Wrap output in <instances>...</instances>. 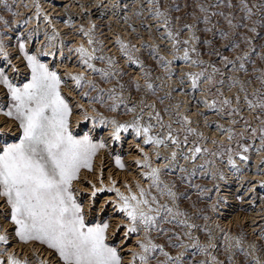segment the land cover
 I'll use <instances>...</instances> for the list:
<instances>
[{
	"label": "snow or ice",
	"instance_id": "obj_1",
	"mask_svg": "<svg viewBox=\"0 0 264 264\" xmlns=\"http://www.w3.org/2000/svg\"><path fill=\"white\" fill-rule=\"evenodd\" d=\"M0 6V11L12 17L17 15L9 0H0ZM32 7L35 11L28 19L39 20L43 15L51 24L37 0H33ZM181 7L172 0H164L163 4L162 0H140L133 13L137 18L142 14L151 17L155 31L160 33L158 39L170 45L141 43L142 48L149 50L156 67L163 69V76L169 82L168 92L156 100L163 104L165 98H171L172 92L184 93L187 83L189 92L185 94L190 93L196 104L214 114V118L209 119L205 112H196L197 117H204V128L214 129L211 136L201 130L199 120L196 121L198 126H193L192 118L178 110L179 101L176 105H165L161 112L154 101L145 102L143 96L135 101L130 99L133 89L140 92L143 87L145 92L155 94L164 81L158 75L156 80L161 84L153 82L152 69L136 55V45L118 34L114 43L119 46V52L127 64L139 68L144 80L142 86L138 79L129 77L128 92L120 81L124 70L117 67L115 56L103 52L104 41L96 38V25L91 20L87 28L81 24L76 29L77 35L86 38V44L80 42L69 48V52L76 53L77 62L85 71L65 73L62 78L56 68L40 58L42 55L55 56L60 33L53 27L52 33L46 32L45 40L36 43L33 51L29 44L38 37L39 24L35 30L16 32L15 44H12L10 39H5L10 33L3 29L15 28L27 20L10 22L0 15V64L3 65L0 66L3 95L0 114L15 121L18 127V139L0 143V202L8 213L5 218L14 225V236L25 244L46 246L52 253L49 257L52 264H125L121 249L133 235L137 239L126 264H225L214 254L218 247L224 248L227 264H264V249L257 255L255 243L246 247L241 237L230 236L223 230L224 241L217 245L212 229L196 223L200 212L190 214L181 207V201L190 200V190H196L199 197L206 195L205 186L194 183L195 180L225 178L218 161L226 160L230 168L239 172L236 157L247 163L249 151L254 148L264 151V67H256L257 60L253 59L255 56L264 63V0H251V3L249 0H196L194 11L173 16V12L180 13ZM183 7H189L187 0ZM124 19L127 22L129 17ZM141 26L147 27L149 35L152 34V26L144 19H141ZM185 30L187 36L182 38ZM217 37L222 41L219 45L214 42ZM257 40L259 44L254 43ZM241 44L244 45L242 50ZM65 46L61 40V53ZM9 47L14 52H10ZM162 50L169 55H163ZM225 51L234 55L230 58L223 54ZM16 52L25 68L23 82L13 79L21 75L20 67L11 58ZM205 56L213 59H205ZM96 60L102 61L104 66L97 67ZM177 62L187 65L178 69L179 75L174 68ZM249 64L253 65V76L247 75ZM89 71L98 74L105 84L111 80L116 83L102 88L87 75ZM234 73L245 76L241 78ZM68 78L74 91L84 89L80 98L86 97L91 107L93 115L89 116L83 105H75L82 119H91L93 127L97 124L108 127L107 138L97 139L92 130L82 135L74 134L70 120L73 104L61 89ZM173 78L176 85L171 83ZM225 86L228 95H225ZM233 88L236 89L234 93L231 92ZM197 91L201 93L198 98L195 97ZM92 92L94 95H90ZM94 104L116 115L105 116L92 106ZM121 106L123 114H131L128 119L117 118ZM225 119L227 122H222ZM129 130L134 138L140 139L136 147L141 157L134 163L141 168L139 176L147 184L136 181L133 190L126 183V191L122 192L111 176L107 186L102 176H98L100 188L92 184L88 198L91 208L92 197L98 191L107 187L115 192L113 204L123 214L122 221L116 224L117 230L123 227L117 244L109 240V220L95 223L86 220L85 205L78 199L73 182L80 181L81 170L93 171L94 158L101 149L108 147L109 139L118 142L121 133ZM141 145L151 146L150 151H145ZM114 161L117 167L125 168L120 154L114 156ZM258 163H264V157ZM214 187L219 191L218 185ZM191 206L195 208V204ZM211 207L215 210V205ZM203 219L206 221L207 215ZM260 237L264 239V232ZM8 243L9 235L0 231V264H29L27 257L21 259L14 251H8L4 247ZM237 253L243 254L242 261L234 260ZM39 264H48V261L42 260Z\"/></svg>",
	"mask_w": 264,
	"mask_h": 264
},
{
	"label": "bare ground",
	"instance_id": "obj_2",
	"mask_svg": "<svg viewBox=\"0 0 264 264\" xmlns=\"http://www.w3.org/2000/svg\"><path fill=\"white\" fill-rule=\"evenodd\" d=\"M31 1L32 0H24V1L21 0L20 5L22 4V2H25V4H22V6L19 7V9H18L20 11V13L18 15L19 20L27 19V21H28V23L25 25L26 26L25 28H23L24 25L22 26L21 32H27L29 29L35 30L37 24H39V35H38V37L39 38L41 37L43 41L45 40V33L47 32V33L51 34L53 31V27L55 28V30L57 32L60 33V36L56 41L55 56L54 57L48 56L49 57L48 61H49V64L51 65L52 62L55 61V59H56V63H55L57 65L56 67H58V69L62 72V76H64L65 73L85 71V69H83L82 66L79 65V63L77 62L76 53L69 52V48L72 47L69 45V43H68L69 46L65 43V45H67V47L65 46L63 48V50L68 49L67 51L61 53V49H60V41L66 40V39L64 40V37H65L64 35L61 36L63 33L62 32L63 29L67 28L65 30V31H67L68 28L72 27V26H70V24L68 25L70 27H67V24H65L64 21L65 20H71L72 17H74V19L72 21L76 20L75 24H78L80 22V20H82V21H84L83 25L85 24V26L87 25V27H88L89 20H91L92 22H94L96 20L97 21H100V20L104 21V18H106V16H108V19L110 18L109 20H112L114 22V26H113V30L111 29V30H108L106 33L101 34V38L104 41V46H105V48L108 47L107 53L115 51L112 54V56L116 57V60H118V63H120L121 66L122 65H124V66L129 65V64L127 65L125 58H122L123 55L119 52L118 49H116L115 43L113 41V39L116 37L117 34L122 39H125V40H127L126 35H128V33L125 30V27L123 25H124V22H126L124 17L125 16L129 17L130 12L122 16V14H124V13H122V11H121L122 8L120 6H124L126 4H122L123 2L121 0H91V1L89 0L88 3H85V4L81 3L80 6H78L77 3L76 4H74L72 2L70 3V2H68V0H55V2L51 1V0L37 1L40 4L41 9L43 10V13H46L50 17V19H51L50 25L44 20L43 15H41L39 17V20L28 19V17H30L32 15V13L35 11V8L31 7L32 3H33ZM63 1H64V3L67 2L68 4L64 6L62 3ZM79 2H81V1H79ZM82 2H84V1H82ZM115 2H118L117 4H119V7H116L115 4L113 5V3H115ZM61 3L63 6H61ZM136 3H137V1H136ZM24 5H28V6L26 7ZM68 5H70V7H66ZM114 7L117 8L116 11H115ZM90 8H92L91 11L93 9H99V10H97V12L93 13V15H92V14H90L92 12L89 11ZM104 10L106 11V13H104V12L100 13L101 11H104ZM94 15H96V16L93 17ZM64 16H65V18H64ZM62 19L64 21L60 23V21ZM104 23L105 22H103V24ZM71 25H72V23H71ZM73 25H74V22H73ZM117 25H119L120 27L117 28ZM61 26H63V29ZM77 27H78V25H77ZM114 28H116V29H114ZM75 30H76V28H75ZM70 31H73V30H70ZM120 32H122V33H120ZM14 33L15 32H13L12 35H14ZM71 34H72V39L75 40L72 42H74L75 45L77 43H80V42H84L86 44V38L82 34L77 35V36L74 35L76 33L72 32ZM102 35H107V36L102 37ZM159 35H160L159 32L155 33V37L151 39V43L164 44L166 47H170V45H168L167 41H161L158 39ZM38 37L34 38V41L32 43H30V45H32L33 49H35L36 43L41 42V40ZM67 38H69V37H67ZM6 39H10L12 41V37L11 38L6 37ZM133 40H136V42H135L136 46L140 45V39L133 38ZM74 44H72V45H74ZM10 49H11V47H10ZM162 54L165 56L169 55L167 51H163V50H162ZM61 56H63V58H61ZM16 57H17V55H16ZM16 57H13L12 62L16 63L20 67V70H22V64L20 63V60ZM0 59H2V58H0ZM129 66H132V65H129ZM180 67H187V65H184L183 62H178V64L174 65V68L177 69L178 75H179L178 69ZM129 70L132 71L133 78L138 79L143 86L144 81H143L142 77L139 75V71L132 70L131 67H129ZM9 74H11V72ZM87 75L90 77L92 75V73L89 71V72H87ZM161 78L164 81V84L161 87L164 89L165 92H168V90H169L168 89V83H169L168 79H167V77H166V79H164V76H161ZM159 82L161 84L160 80H159ZM171 83L173 85H176L177 82H176L175 78H173ZM184 87H185L184 93L180 92L179 90L172 92L171 98H168V100H169L168 105H176V102L179 101L180 103H179L178 110L184 111L185 114L189 115L192 118L193 126H198L196 124V121L199 120V126L201 127V130L205 131L209 136L213 135L214 129L212 131H209V129L204 128V126H203L204 117H197L196 112H197V110L205 112V116H207L209 119H213L214 115L211 112H207L203 108L202 105L196 104L192 95H186L185 94V93L189 92L187 83H185ZM66 88L69 89L67 92L68 95H66L70 98L69 100H71V102L75 105L82 104L84 106V108L89 113H91V108L89 107L88 102L87 101L83 102V100L79 99L80 96L77 94L75 95V93L73 92L74 91L73 90L74 85H73L70 78L67 79V83H66V86L64 87V89H66ZM224 91H225V95L229 94V90L226 91V88L224 89ZM235 91H236L235 88L231 89L232 93H234ZM142 94H143V97L147 101L150 100L148 97H146L147 94H144V92ZM200 95H201V93L198 91L195 93V97H197V98ZM150 101H154L156 104L158 103V101L154 100V99H151ZM2 102H3V95H2V89H0V103H2ZM73 110L77 111L78 109H76V107L74 106ZM145 111H147V109ZM245 114L247 115L248 113H245ZM80 116H82V114H78L76 112H75V114H73V118H72V122L74 123L73 126H79L80 125L79 124L80 122L77 121V120L81 121ZM167 118L168 117L166 116L165 119H167ZM223 122L226 123L227 121L224 120ZM90 124H91V120H90ZM88 129L92 130V127L89 126ZM17 132H18V129H17L16 123L13 120H11V119L5 117L4 115L0 114V143H2L5 140L6 141L10 140L11 138H13L17 134ZM108 132H109V128L105 126L103 133H102V136L107 138ZM218 138L223 139V137H220V136H218ZM137 141H139V139L134 138L133 135H130V136L127 135V137H126L125 133H121V140L118 142H114V141H111L109 139L108 145L112 146V148H113L110 151L111 154L118 151V150H121V152H123L125 154L124 162L127 165V167L129 168L128 171H124V172L123 171L122 172L117 171L116 172L115 166H113L112 162H110V159H109L110 153L108 150L109 147H107L105 150L101 149L99 151V153L97 154V156L95 157L94 166H93V168H94L93 172L94 173H86L83 171L82 172L83 174H81L82 177L80 178V181L75 183V186H76L75 190L78 192V197L81 198L84 202L86 215L88 217H95L96 216V218H98L100 220L102 218V216L105 213H107L109 216V221H110V227L108 229L109 237L114 236L113 233H115V237H116L118 243L120 242V239L122 236V234H120V232L123 233V229H121L123 227L120 228L121 230L118 229L120 231L119 232L116 229V224L120 223L122 221L123 214L120 213L115 208V206L113 204V201L116 199L115 192L109 191L107 187H105L103 191H98L96 193V195L94 197H92L93 204H92L91 208H89L88 198L91 196V193H92V184H95L97 189L100 188V181L97 179L98 176H102V179H103L105 186H107L109 184L108 177L111 176V178L113 180L117 181L115 186L117 188H119L122 192L126 191V188H125L126 183L129 184L130 186H132L133 190H135V182L136 181H139L141 184H145V185L147 184V181L141 179L139 176L141 169L135 168L136 164L134 163V161L138 158L137 157L138 155H141L139 152V149L136 147V145L139 143ZM122 144H124V146H125L124 150L121 147ZM150 147L151 146H148L145 149V151H150ZM161 151L163 152L164 149H161ZM248 156H249V160L247 163L242 161L239 157H236V166L240 169L239 172H237L235 169L230 168L227 164L224 165V177H225L224 179H229V180H226L227 181L226 183L229 184L228 186L225 184L224 181H221V183H223V185H222L224 188L223 191L225 192V194H223V197H224V199H226V201L222 202L221 210H218V212L215 213V215L213 216L214 221L211 224V226L209 225L210 228L212 229L213 233H214L216 243L218 242L219 237L222 234L221 228L227 229V233L230 236H238L236 233H232L230 230L232 229V227H237V225H242V226L245 225V226H243V228L245 227V230H247L248 233L250 232V234H251L253 232V230L257 229V226H256V224L254 225L250 222L259 220L258 216L263 215L259 211V207H260L259 205L260 204L256 205L257 202H255L254 197L257 196L258 194H261V193H263L261 195H264V163H258L260 161L261 157H264V151H258L254 148L253 150L248 152ZM154 163L158 164L160 162L154 160ZM136 169H138V170L136 171ZM88 181H91V183H88ZM230 184H231V187H230ZM248 184L250 187L248 186ZM244 186H246V188H248L247 192L245 191L246 189L242 190V188H244ZM219 188H220V186H219ZM260 189H262V190H260ZM250 193H252L253 195ZM232 194H241L242 199H243L242 202H238L236 200V198H233ZM105 201H107V204H104ZM236 204H239L244 209L248 210V213L238 211ZM7 214L8 213H7L6 208L2 205V202H0V231H4L9 235V243L7 245H5L4 247H6L8 249V251H14L21 259H24L25 257H27L28 261H30L29 264H31L32 260H34V262H33L34 264H39V261H42V260H47L48 264H52V261L49 259V257L52 255V253L48 249H45L44 246L39 245L37 243H32V242H29L27 244L22 243L14 236L13 233H10L12 225L9 222H6L5 216ZM217 225H219V227H217ZM115 237H114V239H115ZM238 237L242 238L246 247L251 243H255L257 245V242L254 241V239L253 240L246 239V238H243L242 236H238ZM136 239H137V237L135 236L133 239H131V241L127 242L128 244L125 247H123L121 249V252L123 254V258L125 260V264H126L127 260L130 258V249L135 247L133 242ZM112 240H113V238H112ZM257 249H258L257 255H260V251H259L258 246H257ZM237 254H235V256H234V260H236V261H237ZM4 255H6V254H4ZM36 258H38V259H36Z\"/></svg>",
	"mask_w": 264,
	"mask_h": 264
},
{
	"label": "rangeland",
	"instance_id": "obj_3",
	"mask_svg": "<svg viewBox=\"0 0 264 264\" xmlns=\"http://www.w3.org/2000/svg\"><path fill=\"white\" fill-rule=\"evenodd\" d=\"M12 1H15V2H11L10 0H9V3H12V6H13V8L16 10V12H17V15L15 16V17H12L11 16V14L10 13H7L6 11H0V15H4L6 18H8L9 19V21L10 22H12L13 20H15V21H20L19 20V16H18V12H20L18 9H19V7H21L22 6V4H25V2H22V4L20 5V3H21V0H17V2H16V0H12ZM22 1H24V0H22ZM37 1H40V0H37ZM51 1H54L55 2V0H51ZM76 1V2H75ZM79 1H81V2H78ZM82 1H84V2H82ZM88 1L89 0H68V2H72V3H74V4H78V6H80V4L82 3V4H85V3H88ZM91 1V0H90ZM123 3L122 4H126V5H124V6H120L121 8H122V13H124V14H122V16L123 15H125V14H127V13H129V20L127 21V22H124V27H125V30L127 31V33H128V35H126V37H127V41L128 42H130L131 44H134V45H136L135 44V42H136V40H133V38H136V39H140V45H138V46H136V48L138 49V51H137V53H136V55H139V57H140V59H142V60H144V62H145V64L146 65H148V66H150L151 67V69H152V77H151V79L153 80V82L154 83H156V84H158V85H160V82H159V80H156V77L159 75V76H163V69H161V68H158V67H156V64H155V61L154 60H152L151 59V57L149 56V54H148V49L147 48H142L141 47V43L143 42L144 44H150L151 43V39L152 38H154L155 37V33H157L156 31H155V22L153 21V19L151 18V17H147L146 16V14H142V16H141V18H137L135 15H134V13H133V9L135 8V7H137L138 6V4L140 3V0H136L137 1V3H136V1L135 0H121ZM126 1V2H125ZM31 2H33V0L31 1ZM163 2H164V0H162V4H163ZM172 2H176V3H179L182 7H181V9H180V13H176V12H173L172 14H173V16H176V15H181L182 13H184L185 11H188V12H191V11H194L195 9L193 8V5L196 3V0H187V3H188V5H189V7L187 8V9H185L184 7H183V4L186 2V0H172ZM249 2L251 3V0H249ZM63 3V5L65 6V5H67L68 3L66 2V3H64V1L62 2ZM62 3H61V6H63L62 5ZM117 3L118 2H115V3H113V5L115 4V5H117ZM33 4V3H32ZM19 5V6H18ZM98 6V5H97ZM0 7H2V6H0ZM32 7V6H31ZM66 7H70V5H68V6H66ZM115 8V11L117 10V8L116 7H114ZM145 8H147V4L145 3ZM91 9L92 8H90L89 9V11H91ZM105 9V8H104ZM97 10H99V9H93L91 12L92 13H90V14H92L93 15V13H96L97 12ZM127 10V11H126ZM132 10V11H131ZM106 13V11L104 10V11H101L100 13ZM64 13V12H63ZM62 13V14H63ZM18 16V17H17ZM96 15H94L93 17H95ZM106 16V15H105ZM64 18H65V16H64ZM63 18V19H64ZM101 18V17H100ZM61 20L60 21V23L61 22H63L64 20ZM74 19V17H72V19L70 20L71 21V23H72V25H71V23H70V26H72L71 28H68V30L70 29V30H73V31H65L67 28H65V29H63V26H61L62 27V29H63V33H62V35L61 36H65L64 37V40L66 41H64L67 45H68V43H69V45L70 46H72V47H74L75 46V44H74V42H72V41H75L74 39H72V32L73 33H76V30H75V28L77 29L81 24H83L84 23V21H82V20H80V22L78 23V24H75V22H76V20L75 21H72ZM110 19V18H109ZM108 19V16H106V18H104V21L103 20H100V21H94L93 23L96 25V32H95V35H96V38L97 39H99V40H102V38H101V34L102 33H106L108 30H113V26H114V22L112 21V20H109ZM141 19H144L145 20V22L148 24V25H150V26H152V34L151 35H149V31H148V28L147 27H142L141 26ZM186 19H190V17H187ZM23 20H27V19H23ZM73 22H74V25H73ZM98 22V23H97ZM103 22H105L104 24H103ZM27 23H28V21H27ZM27 23H25V25L27 24ZM129 24H131V25H133V27L135 28V31H133V27H129ZM69 24H67V27H70V26H68ZM77 25H78V27H77ZM175 25H176V22H175V20H173V27H175ZM26 26H24L23 28H25ZM74 27V28H73ZM84 27L85 28H87V25L85 26V24H84ZM120 26L119 25H117V28H119ZM20 28L21 27H19V26H17V27H15V28H12V29H9V28H4L3 29V31L4 32H7V33H10V36H6V37H12V41L11 42H13L12 44H15V39H14V36H15V33L16 32H21V30H20ZM138 28V29H137ZM114 29H116V28H114ZM9 30V31H8ZM101 31V32H100ZM241 31H246L245 29H241ZM13 32H15L14 33V35H12L13 34ZM120 33H122V32H120ZM198 35H200V33H197ZM249 35H251V33H248ZM68 35V36H67ZM71 35V36H70ZM74 35H76L77 36V34H74ZM99 35V36H98ZM209 36H211V33H209L208 34ZM104 36H107V35H102V37H104ZM181 36H182V38L183 37H185V36H187V31L185 30V31H183L182 33H181ZM6 37H5V39H6ZM67 37H69V38H67ZM74 38V37H73ZM69 40V41H68ZM113 41H115V38L113 39ZM214 42L217 44V45H219L220 43H222V41L217 37V38H215V40H214ZM254 43H256V44H259V41L257 40V41H254ZM72 44H74V45H72ZM152 44V43H151ZM67 45H66V47H67ZM68 45V46H69ZM115 46H116V49H118L119 50V46L118 45H116L115 44ZM243 47H244V45L243 44H241V50L243 49ZM29 48H31L33 51L35 50V49H33V47H32V45H30L29 44ZM9 49H10V47H9ZM8 49V50H9ZM12 49V48H11ZM68 49H65V50H62V52H65V51H67ZM103 52L105 53V54H113L114 52H109V53H107V51H108V47L107 48H105V46L103 47ZM260 49L259 48H257V51H259ZM99 54V53H98ZM224 55H228L230 58H231V56L232 55H234V53H230V52H227V51H225L224 53H223ZM18 54H17V57H16V55H12V60H13V57H16V58H18ZM42 60H45V62H47V63H49V61H48V56L46 57V56H44V55H42L41 57H40ZM122 58H124V57H122ZM205 59H213L212 57H209V56H205L204 57ZM253 59H256L257 60V64H256V67H264V63H261L260 61H259V59L257 58V57H255V56H253ZM117 61V67H119V68H122L123 70H124V72H125V75H123V76H121L120 77V81L122 82V83H124L125 84V92H128V89H129V77H131L132 79H134L133 78V74H132V71H130L129 70V67H131L132 68V70H137V71H139V68L137 67V66H135V65H132V66H129L128 64V66H124V65H122L121 66V64L120 63H118V60H116ZM56 63V59H55V61H53L52 62V64H51V67H53V68H55L57 65L55 64ZM94 63L96 64V66L97 67H103L104 66V64H103V62L102 61H99V60H96V61H94ZM216 63H217V65L219 66V60L217 59L216 60ZM177 64H178V62H177ZM53 65V66H52ZM124 66V67H123ZM247 67H248V69H249V71H248V73H247V75L248 76H253V73H252V71H251V69H252V67H253V65H251V64H249V65H247ZM57 70L59 71V73L61 74V77L63 78L64 76H62V72L57 68ZM176 75H178V72L176 71ZM235 75H239L241 78H244V76H245V74L244 73H234ZM92 79H94V80H96L97 81V83L100 85V87H102V88H106V87H109L110 85H112V84H115L116 83V80H111V81H109L107 84H105L104 82H102L101 80H100V77H99V75L98 74H96V75H91L90 76ZM143 79V78H142ZM164 79H166V77H164ZM144 81V80H143ZM253 82H255V80L253 79ZM142 85V84H141ZM66 86V84H64V85H61V89H62V92H63V94L66 96V95H68L67 94V92H68V90L69 89H64V87ZM217 87H219V86H217ZM82 91H84V89L83 88H81V89H79L78 91H73L74 93H75V95L77 94V95H79L80 96V92H82ZM117 91H119V89H117ZM144 92V94H147V96L146 97H148L150 100L151 99H154V100H156V97H158V96H163L166 92L164 91V89L161 87V88H159L156 92H155V94H151V93H147V92H145L144 90H143V87H142V89H141V91L140 92H136L134 89L132 90V95H131V97H130V99L131 100H133V101H135V100H138L141 96H143V93ZM188 93V92H187ZM90 95H94V92H92V93H90ZM187 95H191L190 93L189 94H187ZM66 98H68V99H70L68 96H66ZM80 100H83V102L84 101H87L88 102V99L85 97V98H83V99H81V98H79ZM145 99V98H144ZM149 100V101H150ZM70 102H71V100H69ZM158 101V100H157ZM168 98H165L164 99V101H163V104H161L160 103V101H158V103L156 104V106H157V108L159 109V110H161V112L163 111V107L165 106V105H168ZM82 102V103H83ZM145 102H148L146 99H145ZM72 103V102H71ZM77 103V102H76ZM73 104V103H72ZM80 105H82V104H80ZM88 105H89V103H88ZM74 106H75V104H73V109H74ZM93 107H96L97 108V110L98 111H100V112H102L105 116H112V115H116V113H113V112H110V111H108V110H106L105 108H103V107H101L100 105H98V104H94V105H92ZM90 107V106H89ZM91 108V107H90ZM85 109V108H84ZM86 110V109H85ZM75 110H73V112H72V115H71V117H70V120H71V122H72V119L71 118H73V114H75V112L76 113H80L81 114V112H79V110H77V111H75ZM120 111H121V114L120 115H118L117 116V118L118 119H121V120H125V119H128L129 117H130V113L129 114H127V115H125V114H123V106H121V109H120ZM88 114H89V116H91V115H93V113L91 112V113H89L88 112ZM213 114V113H212ZM3 115V114H2ZM214 115V114H213ZM246 115V114H245ZM5 116V115H4ZM6 117V116H5ZM80 117H82V116H80ZM8 118V117H7ZM165 118H166V116H165ZM10 119V118H9ZM91 120V119H90ZM226 120V119H225ZM15 122V121H14ZM223 122V121H222ZM16 123V122H15ZM88 124H89V120H84V119H82V123H81V125H80V128L79 129H77L76 131H73L74 132V134H76V135H82L84 132H86V131H88L89 129H87L86 130V126H88ZM91 124H92V121H91ZM91 124L89 125V126H91ZM88 126V127H89ZM100 128H102V127H100ZM17 129H18V127H17ZM103 129V128H102ZM101 129V130H102ZM101 130H99V134H101ZM104 130V129H103ZM18 133V132H17ZM95 135V137L98 139V138H100L101 136L100 135ZM126 134V137H127V135L128 136H130V135H132V133H131V130L129 131V132H127V133H125ZM13 139H18V135L16 134L13 138H11L10 140H7L8 142H12V140ZM257 140H259V139H257ZM257 140L255 141V143H257V144H259L260 142L258 141L257 142ZM137 142H139L140 143V139H139V141H137ZM246 142H248V143H251V141H246ZM122 145H124V144H122ZM121 145V146H122ZM142 146V145H141ZM145 147V149L148 147V146H144ZM106 148H104L103 150H105ZM121 149V148H120ZM123 149H125V146H123ZM116 154H120L121 156H122V159H123V162H124V159H125V154L123 153V152H121V150H118V151H116V152H114V153H112V154H109V159H110V162H112V165L113 166H115V168H116V172L118 171V172H124V171H128L129 170V168L127 167V165L125 164V162H124V164H125V168H119V167H117L116 166V164H115V161H114V156L116 155ZM141 157V155H138L137 157L138 158H140ZM95 159V158H94ZM227 164V161L225 160V161H223V162H220V161H218V166H219V168H220V170L221 171H223V173H224V165H226ZM93 166H94V164H93ZM135 168H140V167H138L137 165L135 166ZM141 169V168H140ZM106 170V169H105ZM104 170V171H105ZM138 169H136V171H137ZM86 172V173H94L93 171H94V168H93V171H88V170H81V174H83L82 172ZM80 174V176L82 177V175ZM226 180H229V179H223V180H221V179H219L218 177L216 178V179H197V180H195L194 181V183H197V184H202V185H204L205 186V190H206V195L204 196V197H199L198 196V194H197V191L196 190H190V200H188V199H186V200H183V201H181V207H183V208H186L187 210H188V212L191 214L192 212H196V211H199L200 212V218L199 219H197L196 220V223H198V224H200V225H207L209 228H210V226H211V224L213 223V221H214V218H213V216L215 215V213H217L218 212V210H221V207H222V202H224V201H226V199H224V197H223V194H225V192L223 191L224 190V188H223V183H221V181H224L225 182V184L228 186L229 184H227L226 182ZM251 181V180H250ZM249 181V182H250ZM76 182H78V181H74L73 182V188H74V190L76 189V186H75V183ZM221 183V184H220ZM214 185H219L220 186V188H219V191H217L216 190V188L214 187ZM248 186H249V184H248ZM183 187H185L184 185H181V188H183ZM230 187H231V184H230ZM250 187V186H249ZM245 188V187H244ZM246 189V188H245ZM263 189V188H262ZM262 189H260V190H262ZM210 190V191H209ZM242 190H243V188H242ZM247 190H248V188H247ZM247 190H245V191H247ZM250 194H252V193H250ZM253 195V194H252ZM232 196H233V198H236V200L238 201V202H240L239 201V196L237 195V194H232ZM237 196H238V198H237ZM258 196H264V195H261V194H258L257 196H255V197H258ZM254 197V198H255ZM78 199L80 200V202H82L83 204H84V202H83V200L81 199V198H79L78 197ZM256 199V198H255ZM254 199V200H255ZM241 200H243L242 198H241ZM255 202H259V211L262 213V214H264V212L262 211V209H264V202L263 201H255ZM192 204H195V208H193L191 205ZM211 205H215V210H213V208L211 207ZM237 205V210L239 211L240 210V212H244V213H248V210H244V208L242 207V206H240L239 204H236ZM204 215H207V217H208V219L205 221L204 219H203V216ZM105 219H107V220H109V216H108V214L107 213H105L103 216H102V218L100 219V221L102 222L103 220H105ZM263 219V218H262ZM86 220H88V222H91V223H95L97 220H99L98 218H96V216L95 217H88L87 215H86ZM6 222H9L11 225H12V227H11V231H10V233H13L14 234V225L11 223V221H10V219H6ZM110 222V221H109ZM210 225V226H209ZM243 226H245V225H243ZM242 226V227H243ZM257 226V225H256ZM238 227V226H237ZM235 227H232V229L230 230L232 233H236L237 235L238 234H240V235H243V236H245L244 238H246V239H248L249 238V236H246L245 235V233H243V231H241V229L240 228H238L237 230H236V232H235V230H233ZM121 229H123V228H121ZM120 229V230H121ZM244 229H245V227H244ZM223 230V232H226L227 233V229H225V228H221V231ZM119 231V230H118ZM120 232V231H119ZM248 232V231H247ZM120 234H122L121 232H120ZM200 234V236H201V239H203L204 238V234L201 232V233H199ZM249 234H250V232H249ZM136 235H133V236H131L130 238L131 239H133L134 237H135ZM239 236V235H238ZM242 236V237H243ZM114 237H115V235L114 236H110L109 237V240L111 241V242H113V243H117L118 244V242H117V239H116V237H115V239H114ZM137 237V236H136ZM111 238V239H110ZM112 238H113V240H112ZM18 239V238H17ZM131 239H129V241H131ZM249 239H251V238H249ZM251 240H253V239H251ZM128 241V242H129ZM224 241V237H223V233L221 234V236L219 237V240H218V242H217V245H219L221 242H223ZM254 241H256V240H254ZM21 242V241H20ZM257 246L259 247V251L261 250V249H264V240H259V239H257ZM23 243V242H22ZM38 244V243H37ZM128 244V243H127ZM44 248L45 249H47L46 248V246H44ZM50 251V250H49ZM214 254L215 255H217L218 256V258L219 259H221V260H223L224 262H225V264H227V254L225 253V250H224V248H221V247H218L216 250H214ZM123 255V254H122ZM193 258H198V257H193ZM36 259H38V258H36ZM242 261L243 260V254L242 253H238L237 254V261ZM30 262V261H29ZM34 262V260H32L31 261V264H34L33 263Z\"/></svg>",
	"mask_w": 264,
	"mask_h": 264
},
{
	"label": "built area",
	"instance_id": "obj_4",
	"mask_svg": "<svg viewBox=\"0 0 264 264\" xmlns=\"http://www.w3.org/2000/svg\"><path fill=\"white\" fill-rule=\"evenodd\" d=\"M11 2H14V1H12V0H10ZM16 2H17V0H16ZM19 13L20 12H18V15H19ZM25 26V24H22V25H19V27H21L20 28V30L22 29V26ZM68 36V35H67ZM39 38V37H38ZM40 40H41V42L43 41L42 40V38L40 37L39 38ZM11 43H13V42H11ZM9 51L10 52H14V50L13 49H9ZM18 54V52H16V53H14L13 55H17ZM19 55V54H18ZM57 55V54H56ZM47 57V56H46ZM0 60H2V59H0ZM0 66H3L2 64H0ZM53 66V65H52ZM56 69L58 68V67H55ZM24 73H25V68H24V66L22 65V70H21V75L20 76H13V79L14 80H18L19 82H23V76H24ZM11 75V74H10ZM256 82H253V84H255ZM225 88H226V91L228 90L227 89V87L225 86ZM249 91H251V86H249ZM78 114H80V113H78ZM72 119V118H71ZM77 121H79L80 123V125H81V123H82V117H81V121L80 120H77ZM78 123V122H77ZM74 125V123L73 122H71V128H72V130L73 131H76L77 129H79L80 128V125L79 126H73ZM90 125V119H89V124H88V126ZM88 126H86V130L88 129ZM91 127H92V134L95 136V135H98L99 134V130H101L102 128L104 129L105 128V126H103V125H99V124H97L95 127H93V124H91ZM100 127H102V128H100ZM103 129L101 130V134H99L100 136H102V133H103ZM88 131H90V130H88ZM259 140H257V142H258ZM123 146L124 145H122L121 147H122V149H123ZM108 150H109V153L111 154V150L113 149L112 148V146H109L108 145ZM124 150V149H123ZM245 188H246V186H244ZM245 188H243V190H245ZM246 190H247V188H246ZM247 192V191H246ZM261 194H263V193H261ZM238 196H239V198H238V196H237V198L239 199V201L240 202H242V200H241V198H242V196H241V194H237ZM256 199H255V201H263L264 202V196H258V198L257 197H255ZM256 205H259V202L256 204ZM245 210V209H244ZM240 211V210H239ZM246 211V210H245ZM262 211L264 212V209H262ZM259 217V220H257V221H252V222H250V223H252V224H256L257 225V229L256 230H253V232L251 233V234H249L248 232H247V230H245L243 227H242V225H237L238 227H235L233 230H235V232H236V230L238 229V228H240L241 229V231H243V233H245V235L246 236H249V238H251V239H254V240H256L257 241V239H259V240H264V239H261V237H260V233L261 232H264V219H262V218H264V214L262 215V216H258ZM239 236H243V235H240V234H238ZM245 236H243V238H244ZM248 238V239H249ZM259 248V247H258Z\"/></svg>",
	"mask_w": 264,
	"mask_h": 264
},
{
	"label": "flooded vegetation",
	"instance_id": "obj_5",
	"mask_svg": "<svg viewBox=\"0 0 264 264\" xmlns=\"http://www.w3.org/2000/svg\"><path fill=\"white\" fill-rule=\"evenodd\" d=\"M159 108V107H158Z\"/></svg>",
	"mask_w": 264,
	"mask_h": 264
}]
</instances>
